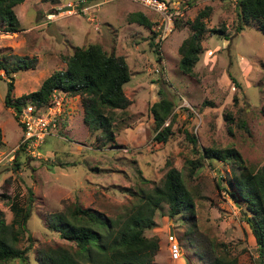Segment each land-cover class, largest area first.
<instances>
[{"label":"rangeland","instance_id":"374dc122","mask_svg":"<svg viewBox=\"0 0 264 264\" xmlns=\"http://www.w3.org/2000/svg\"><path fill=\"white\" fill-rule=\"evenodd\" d=\"M159 1L176 10L164 39L153 34L162 13L138 0H23L12 8L15 31H5L0 21V218L10 222V203L19 214L29 212L15 242L25 257L6 264H41L47 248L71 244L47 227L51 214L79 206L116 219L136 203V193L159 185L169 166L189 189L193 214L170 218L165 206L155 211V226L144 230L158 241L151 264H206L222 252L236 255L239 264L256 263L249 213L228 193V177L237 167L201 153L205 147L231 148L248 167L264 163V37L251 22L235 33V0ZM205 8L202 51L192 74L185 75L176 52L189 32L184 22ZM134 12L151 26L130 21ZM221 25L227 38L210 32ZM150 42L158 43V58ZM90 44L122 56L128 67L122 88L128 105L114 110L113 139L86 127L79 98L67 95L55 130L39 145L18 149L20 125L14 110L3 105L6 83H12L9 97L16 100L64 69L75 47ZM161 97L172 103L163 124L170 131L165 141H156L149 108ZM185 134L194 136L195 145ZM188 160L200 164L191 174ZM171 232L183 260L170 259Z\"/></svg>","mask_w":264,"mask_h":264},{"label":"trees","instance_id":"16d2710c","mask_svg":"<svg viewBox=\"0 0 264 264\" xmlns=\"http://www.w3.org/2000/svg\"><path fill=\"white\" fill-rule=\"evenodd\" d=\"M22 1L0 0V21L4 24L5 31L16 30L18 22L12 8ZM207 10L208 8L199 10L192 20L184 22L189 32L180 41L176 51L177 67L182 74L191 75L199 60L202 35L205 32L203 18H206ZM235 16V33L251 22L264 37V0H235ZM129 20L147 28L151 26V22L140 12L132 13ZM224 31L222 25L210 30L211 33L227 38ZM153 34L156 35V32ZM157 44L149 43L158 58ZM128 80V67L122 56L106 53L99 45L90 44L75 47L66 58L64 69L53 71L35 90L16 100L10 99L12 83L7 82L3 105L18 112L26 103L36 106L47 103L51 92L60 90L66 95L77 96L82 109L83 124L89 129L99 130L105 140L111 141L114 110L121 111L128 105L122 90ZM149 110L154 124V140L165 141L170 128L169 123L163 124L171 114L172 103L161 97L151 104ZM261 112L264 114V105ZM226 118L229 119V116ZM185 137L195 145L192 134H185ZM23 147L19 144L17 148ZM201 158L236 165L238 171L228 177V183L233 188L228 193L244 202L249 213L246 223L255 244V264H264V163L257 169L248 167L231 148L205 147ZM186 164L189 174L200 166L191 160ZM162 206L166 207L170 218L182 212H187L190 216L193 214L190 191L180 172L172 166L165 171L159 185L136 193V203L116 219L79 206H74L67 214H51L47 227L71 244L47 248L39 261L41 264H151L158 241L155 237H146L144 230L155 226V211ZM9 209L12 214L10 222L6 224L0 218V264L25 257V248L19 249L15 242L18 228H25L29 212L23 211L19 214L20 209L15 203H10ZM244 251V248L240 249V252ZM206 264L239 263L236 255L222 252L211 256Z\"/></svg>","mask_w":264,"mask_h":264},{"label":"built area","instance_id":"2783aa9c","mask_svg":"<svg viewBox=\"0 0 264 264\" xmlns=\"http://www.w3.org/2000/svg\"><path fill=\"white\" fill-rule=\"evenodd\" d=\"M143 5L153 8L158 13H162L163 22H159L158 30H156V39H164L171 28V19L176 11L172 7H167L165 2L159 0H138ZM180 9V6H179ZM161 21V18H160ZM68 102L65 92L60 90H53L49 96L47 103L36 106L35 104L26 103L21 106L18 112L14 110V116L20 125L21 140L20 143L24 147L36 146L42 142V139L50 135L56 128L57 117L63 107V104ZM63 113V112H62ZM61 113V114H62ZM168 252L170 259L175 261L183 260L180 247L172 234H167Z\"/></svg>","mask_w":264,"mask_h":264},{"label":"crops","instance_id":"0c3cea01","mask_svg":"<svg viewBox=\"0 0 264 264\" xmlns=\"http://www.w3.org/2000/svg\"><path fill=\"white\" fill-rule=\"evenodd\" d=\"M239 33H240V31H239ZM263 42H264V40L262 41V45H263V47H264V43H263Z\"/></svg>","mask_w":264,"mask_h":264},{"label":"water","instance_id":"95a60500","mask_svg":"<svg viewBox=\"0 0 264 264\" xmlns=\"http://www.w3.org/2000/svg\"><path fill=\"white\" fill-rule=\"evenodd\" d=\"M65 8L63 7L62 10H64ZM185 264H188V262H185Z\"/></svg>","mask_w":264,"mask_h":264}]
</instances>
